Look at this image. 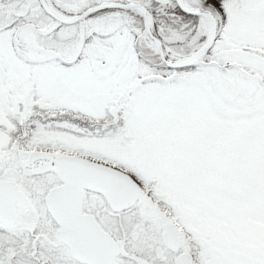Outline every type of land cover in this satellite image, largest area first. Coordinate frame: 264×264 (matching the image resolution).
I'll list each match as a JSON object with an SVG mask.
<instances>
[{
	"label": "snow or ice",
	"instance_id": "6c2138e0",
	"mask_svg": "<svg viewBox=\"0 0 264 264\" xmlns=\"http://www.w3.org/2000/svg\"><path fill=\"white\" fill-rule=\"evenodd\" d=\"M0 264H264V0H0Z\"/></svg>",
	"mask_w": 264,
	"mask_h": 264
}]
</instances>
